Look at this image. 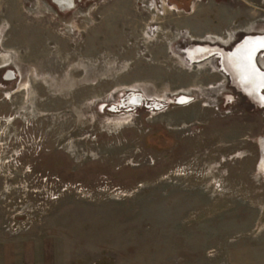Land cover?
Returning a JSON list of instances; mask_svg holds the SVG:
<instances>
[{"label": "rangeland", "instance_id": "obj_1", "mask_svg": "<svg viewBox=\"0 0 264 264\" xmlns=\"http://www.w3.org/2000/svg\"><path fill=\"white\" fill-rule=\"evenodd\" d=\"M74 1L0 0V262L264 264V0Z\"/></svg>", "mask_w": 264, "mask_h": 264}, {"label": "bare ground", "instance_id": "obj_2", "mask_svg": "<svg viewBox=\"0 0 264 264\" xmlns=\"http://www.w3.org/2000/svg\"><path fill=\"white\" fill-rule=\"evenodd\" d=\"M55 1L61 7L71 8L75 4L74 0ZM206 45L208 46L202 47L203 52L206 53V55H212L219 52L215 50L216 46H211L209 44ZM262 46H264V33L252 34L248 35L245 40L240 42L234 51L233 49L230 51L221 50V53L230 61L231 66L237 72L239 82H243L240 84L241 87H243L247 93L253 95L262 105H264V70L257 61L258 54L261 51L264 52V49L259 51ZM200 52L201 51L198 53ZM233 63L237 65L234 66ZM136 95L137 93L131 94L129 100L132 102L137 100L138 97ZM142 96L145 97L143 94ZM180 96V104L188 103L187 101L190 100L187 95ZM261 166L264 168V159Z\"/></svg>", "mask_w": 264, "mask_h": 264}, {"label": "water", "instance_id": "obj_3", "mask_svg": "<svg viewBox=\"0 0 264 264\" xmlns=\"http://www.w3.org/2000/svg\"><path fill=\"white\" fill-rule=\"evenodd\" d=\"M75 2V1H74ZM247 38V36L243 39V40H245ZM242 40V41H243ZM241 41V42H242ZM240 43V42H239ZM239 43L233 48V51L235 50V48L239 45ZM262 49H264V46H262L260 49H259V51L260 50H262ZM134 94V93H133ZM137 97H138V99L137 100H134L133 102L131 101V100H129V98H128V105L130 106V107H132V106H141V104H145L148 108H152V109H159V107L161 108V107H163V105H167V103H161V102H147V100H145V97H143L142 96V94L141 93H137V95H136ZM130 97V96H129ZM180 98H181V96H179V97H177V98H175L173 101H172V103H174V104H180L179 102H180ZM189 99L190 100H188L187 102H190L191 101V98L189 97ZM169 104V103H168ZM155 106V107H154ZM157 106V107H156Z\"/></svg>", "mask_w": 264, "mask_h": 264}, {"label": "crops", "instance_id": "obj_4", "mask_svg": "<svg viewBox=\"0 0 264 264\" xmlns=\"http://www.w3.org/2000/svg\"><path fill=\"white\" fill-rule=\"evenodd\" d=\"M12 248L14 249V251ZM12 248H11V246L8 245L7 251L3 252V258H1L0 264H11L12 260L13 261L15 260V264H17V262H18V264H20V263L24 264L25 263L24 257L20 258L18 256V254L23 253V252L20 250L16 251V248L14 246H12ZM11 249H12V251H11ZM16 253H17V260H16V256H14V254H16ZM20 259L22 260L21 262H20Z\"/></svg>", "mask_w": 264, "mask_h": 264}, {"label": "flooded vegetation", "instance_id": "obj_5", "mask_svg": "<svg viewBox=\"0 0 264 264\" xmlns=\"http://www.w3.org/2000/svg\"><path fill=\"white\" fill-rule=\"evenodd\" d=\"M209 45H211V44H209ZM206 46H208V45H205L204 47H206ZM211 46H213V45H211ZM215 50L221 52V49H219L217 46H216ZM201 53H203V52H200V53L196 54L197 56H195V57L198 58V57H200V56H203V54L201 55ZM235 63H236V62H235ZM233 64H234V63H233ZM235 65H237V64H234V66H235ZM239 83L242 84L243 82H239Z\"/></svg>", "mask_w": 264, "mask_h": 264}, {"label": "built area", "instance_id": "obj_6", "mask_svg": "<svg viewBox=\"0 0 264 264\" xmlns=\"http://www.w3.org/2000/svg\"><path fill=\"white\" fill-rule=\"evenodd\" d=\"M14 227L17 228V227H19V225H17V224L15 225V223H13V226L9 227L8 229H10V230H11L12 228L15 229Z\"/></svg>", "mask_w": 264, "mask_h": 264}]
</instances>
